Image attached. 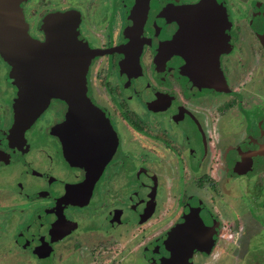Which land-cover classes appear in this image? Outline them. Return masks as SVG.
Returning a JSON list of instances; mask_svg holds the SVG:
<instances>
[{
  "label": "flooded vegetation",
  "instance_id": "obj_1",
  "mask_svg": "<svg viewBox=\"0 0 264 264\" xmlns=\"http://www.w3.org/2000/svg\"><path fill=\"white\" fill-rule=\"evenodd\" d=\"M19 11L32 47L17 60L21 107L17 62L0 48L9 263L162 264L182 225L197 246L185 264L215 250L216 264L240 261L264 219V0H22ZM80 42L82 73L63 56Z\"/></svg>",
  "mask_w": 264,
  "mask_h": 264
},
{
  "label": "water",
  "instance_id": "obj_2",
  "mask_svg": "<svg viewBox=\"0 0 264 264\" xmlns=\"http://www.w3.org/2000/svg\"><path fill=\"white\" fill-rule=\"evenodd\" d=\"M21 1L22 0H0V48L2 49V52L5 58H7L8 60L10 58H13V60L17 62V64L15 63L16 65L15 71L12 72L13 73L12 75L13 77H15V80L17 82L19 79L22 81L21 83L19 82L17 83L19 85L18 86L19 88L18 106L19 107H21V105L23 106L25 103V87L23 83V74H22L23 71L21 69L22 64L17 60L19 59V57L24 59V56H26L25 48L32 49V47L30 46L28 47L29 45L28 40L27 39L25 40V37H23L25 35L24 21L19 11V3ZM70 16H71L70 14L64 13L62 15L55 16V18H58V20L60 18L59 23L61 25H70V24L72 25L73 23L69 21L70 18H68ZM72 33L74 35V41L77 40L78 35L76 31L65 29L63 41L66 42V41H69L70 39L73 40ZM77 55L80 58V72L82 73V69H83L82 64L86 56V53L83 50V45L81 42H80V47H79V54L74 53L73 55L72 53L71 54L64 53L63 56L64 58L71 57L70 59H72L74 57V59H77ZM71 64H72V61H71ZM80 80L82 81V77H80ZM74 90H76V88H74ZM45 103L46 101L42 105H40V103H37V104L39 105V107H42ZM186 228L187 226L182 225L176 231V235L175 233L173 234L174 236L171 240L174 241V239L176 240V238L182 237L181 241L177 239L178 248H176L175 250L169 251L168 252L169 254L161 255L162 256L161 261H163L162 264H185V261H187L186 259L187 257L185 256L188 255L189 257V255H191V252L194 249H196L197 246H194V245L190 246L188 245L189 243L187 244V241L190 239H187L188 232H186L187 231ZM184 229L185 231L183 232ZM195 245H198V244H195Z\"/></svg>",
  "mask_w": 264,
  "mask_h": 264
},
{
  "label": "rangeland",
  "instance_id": "obj_3",
  "mask_svg": "<svg viewBox=\"0 0 264 264\" xmlns=\"http://www.w3.org/2000/svg\"><path fill=\"white\" fill-rule=\"evenodd\" d=\"M252 179H246L245 182L248 186H250V190L256 189L257 184L253 182ZM251 183V184H250ZM250 206V205H249ZM258 209H262L260 206H255ZM249 209H252L253 212L254 209L250 206ZM249 218V214L247 215ZM229 224V223H228ZM242 224V222H241ZM261 224V225H260ZM260 228L258 229V232L251 231L250 235H248L244 246L240 249V261L236 259V251L234 252L233 263L232 264H264V219L262 221H259ZM252 229V228H251ZM225 241V242H224ZM224 246L228 242L227 238L224 239ZM244 247V249H243ZM239 250V249H238ZM245 250V251H244ZM228 250L225 249V252ZM232 251V250H231ZM4 250H0V264H16L17 262H14L16 260V257L12 263H9V260L7 259L6 254H3ZM221 252V253H220ZM246 252L243 257L242 253ZM224 250H215L212 254H210L208 257L203 258L201 262L202 264H216L219 260L220 256L224 255ZM233 253V251H232ZM8 254V253H7ZM16 256V254L14 255ZM225 256V255H224ZM242 258V260H241ZM48 259V260H45ZM45 259H37L34 257V255H27V261L29 264H54V260H52V257L45 258ZM54 259V258H53ZM198 262V259L196 260ZM25 264V263H20ZM200 264V263H199ZM226 264V263H221Z\"/></svg>",
  "mask_w": 264,
  "mask_h": 264
}]
</instances>
